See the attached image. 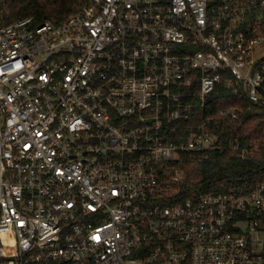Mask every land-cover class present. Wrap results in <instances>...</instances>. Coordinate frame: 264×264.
Wrapping results in <instances>:
<instances>
[{
    "label": "built area",
    "instance_id": "obj_1",
    "mask_svg": "<svg viewBox=\"0 0 264 264\" xmlns=\"http://www.w3.org/2000/svg\"><path fill=\"white\" fill-rule=\"evenodd\" d=\"M263 14L89 0L0 25V264H264V181L181 190L220 147L201 113L217 86L264 104Z\"/></svg>",
    "mask_w": 264,
    "mask_h": 264
},
{
    "label": "trees",
    "instance_id": "obj_2",
    "mask_svg": "<svg viewBox=\"0 0 264 264\" xmlns=\"http://www.w3.org/2000/svg\"><path fill=\"white\" fill-rule=\"evenodd\" d=\"M89 0H0V25L34 17L36 23L62 24L80 11ZM233 109L234 116L221 117V109ZM210 119V128L220 136V147L209 151L202 160L187 158L182 164L185 179L182 192L192 196L224 191L235 180L249 178L251 183L264 181V149L242 157L241 147L264 148V104L249 100L246 93H233L218 85L201 111Z\"/></svg>",
    "mask_w": 264,
    "mask_h": 264
},
{
    "label": "rangeland",
    "instance_id": "obj_3",
    "mask_svg": "<svg viewBox=\"0 0 264 264\" xmlns=\"http://www.w3.org/2000/svg\"><path fill=\"white\" fill-rule=\"evenodd\" d=\"M261 20H263L264 19V14L261 16V18H260Z\"/></svg>",
    "mask_w": 264,
    "mask_h": 264
}]
</instances>
